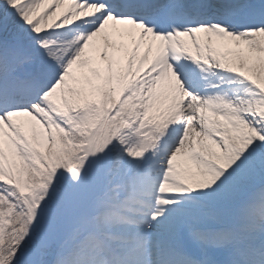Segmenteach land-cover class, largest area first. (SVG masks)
<instances>
[{
  "label": "snow or ice",
  "instance_id": "obj_1",
  "mask_svg": "<svg viewBox=\"0 0 264 264\" xmlns=\"http://www.w3.org/2000/svg\"><path fill=\"white\" fill-rule=\"evenodd\" d=\"M0 264H264V0H0Z\"/></svg>",
  "mask_w": 264,
  "mask_h": 264
},
{
  "label": "bare ground",
  "instance_id": "obj_2",
  "mask_svg": "<svg viewBox=\"0 0 264 264\" xmlns=\"http://www.w3.org/2000/svg\"><path fill=\"white\" fill-rule=\"evenodd\" d=\"M98 46H103V40H102V39L98 42L97 45H94V46L90 49V53H91L92 55H95V54H96V52H95V48L98 47ZM153 50H155V49H153Z\"/></svg>",
  "mask_w": 264,
  "mask_h": 264
}]
</instances>
